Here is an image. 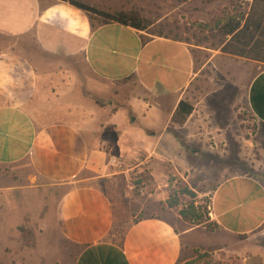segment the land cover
Wrapping results in <instances>:
<instances>
[{"label":"rangeland","instance_id":"obj_1","mask_svg":"<svg viewBox=\"0 0 264 264\" xmlns=\"http://www.w3.org/2000/svg\"><path fill=\"white\" fill-rule=\"evenodd\" d=\"M75 1L110 14L138 15L148 24L140 31L145 38L164 35L187 42L194 75L185 99L194 109L180 125L168 122L167 115L161 125H144L137 107L128 108L132 100L139 106L168 105L167 113L170 101L153 99L134 79L115 85L99 80L88 73L80 54H50L36 46L21 51L41 74L42 96L33 104L38 120L86 121L87 133L114 140L119 130L109 125V116L118 109L128 110L124 128L130 141L124 137L121 147L134 148L130 136L135 131L140 129L136 134L143 136L139 151L117 155L124 162L121 170H130L106 185L115 206L122 208L116 222L150 217L168 221L182 234L177 264H264V224L248 236L231 235L217 225L210 209L212 191L227 177L247 175L264 185V125L257 122L245 99L252 76L250 61L218 50L226 40L222 26L239 20L252 0ZM6 44L0 38V46ZM154 143L157 147L149 158ZM18 183L22 189L0 192V264H74L81 248L63 236L56 219L63 190L40 177L32 182L14 177L0 185L21 187ZM169 197L178 206L169 207ZM187 206L196 212V223L179 215Z\"/></svg>","mask_w":264,"mask_h":264},{"label":"crops","instance_id":"obj_2","mask_svg":"<svg viewBox=\"0 0 264 264\" xmlns=\"http://www.w3.org/2000/svg\"><path fill=\"white\" fill-rule=\"evenodd\" d=\"M0 38L8 41L0 46V183L40 177L63 190L56 219L63 236L81 248L74 264H177L182 234L168 221L150 217L119 223L113 218L106 185L130 170H121L124 162L117 155L139 151L143 136L136 134L139 129L130 136L135 149L121 147L124 137L129 140L124 128L128 110L109 116V125L119 130L114 140L87 133L86 121H39L33 104L42 96L41 74L21 50L37 46L50 54H80L88 73L111 85L134 79L153 99L170 101L168 113V105L128 104L131 111L137 107L144 125H161L165 115L172 122L179 101H187L185 91L194 75L192 48L165 36L143 41L140 31L116 22L93 30L84 12L60 0H0ZM246 60L252 72L246 103L264 125V63ZM156 147L148 148L147 157ZM113 157L121 160L120 167L109 164ZM19 186L0 185V192ZM210 207L226 233L253 234L264 224V185L247 175L227 177L212 191Z\"/></svg>","mask_w":264,"mask_h":264},{"label":"trees","instance_id":"obj_3","mask_svg":"<svg viewBox=\"0 0 264 264\" xmlns=\"http://www.w3.org/2000/svg\"><path fill=\"white\" fill-rule=\"evenodd\" d=\"M60 1L67 2L71 6L84 12L93 30L111 22L130 26L138 31H144L148 27V24L136 14H110L75 0ZM93 19H98V23H93ZM222 32L226 36V40L223 41L220 46V51L223 54L264 63V0H252L249 11L242 15L239 20H230L226 22L222 26ZM142 38L143 41L149 39L145 38L143 35ZM193 109V106L187 101H179L175 113L173 114L172 122L179 125L183 124L187 117L193 112ZM140 177L147 179L143 174H141ZM186 191L187 190H184V193L191 194V192ZM107 195L111 202L113 218L116 221L117 216L122 212V208L120 206H115L113 203V193L108 192ZM168 206L176 207L178 203L174 198L169 197ZM191 209H193L192 206H187L179 212V215L185 222L196 223L198 221V216L196 212Z\"/></svg>","mask_w":264,"mask_h":264},{"label":"built area","instance_id":"obj_4","mask_svg":"<svg viewBox=\"0 0 264 264\" xmlns=\"http://www.w3.org/2000/svg\"><path fill=\"white\" fill-rule=\"evenodd\" d=\"M109 164L111 166L120 167L122 165V162L120 159L113 157L109 160ZM211 209V208H210Z\"/></svg>","mask_w":264,"mask_h":264}]
</instances>
